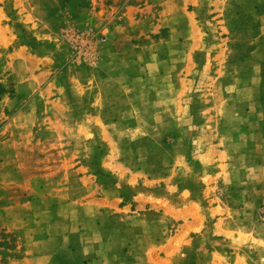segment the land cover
Segmentation results:
<instances>
[{"label": "rangeland", "instance_id": "1", "mask_svg": "<svg viewBox=\"0 0 264 264\" xmlns=\"http://www.w3.org/2000/svg\"><path fill=\"white\" fill-rule=\"evenodd\" d=\"M245 1L0 0V264H264Z\"/></svg>", "mask_w": 264, "mask_h": 264}, {"label": "crops", "instance_id": "2", "mask_svg": "<svg viewBox=\"0 0 264 264\" xmlns=\"http://www.w3.org/2000/svg\"><path fill=\"white\" fill-rule=\"evenodd\" d=\"M59 1V0H57ZM62 2H64V0H61ZM235 3V0H226V5H225V9H224V14H225V21L229 22V19L231 17L227 16V13L231 12V10H228V8H234L236 11L234 13H237V11L242 10L245 11V8L242 6V3L239 6H230L232 4ZM261 3H264V0H247L245 1V4L247 5L246 9L249 10L250 8L257 6ZM227 8V9H226ZM264 10V9H263ZM261 18L264 16V12H261L260 14H258ZM257 16V17H259ZM261 47L258 48V50H260ZM254 47L251 48L249 53H252L254 51Z\"/></svg>", "mask_w": 264, "mask_h": 264}, {"label": "trees", "instance_id": "3", "mask_svg": "<svg viewBox=\"0 0 264 264\" xmlns=\"http://www.w3.org/2000/svg\"><path fill=\"white\" fill-rule=\"evenodd\" d=\"M252 9H254V10H256L257 12H259V13H261V12H263L264 10V3H261V4H259V5H257V6H254V7H252ZM258 13V14H259ZM228 14V13H227Z\"/></svg>", "mask_w": 264, "mask_h": 264}, {"label": "built area", "instance_id": "4", "mask_svg": "<svg viewBox=\"0 0 264 264\" xmlns=\"http://www.w3.org/2000/svg\"><path fill=\"white\" fill-rule=\"evenodd\" d=\"M85 36H89L91 38L92 34L87 32Z\"/></svg>", "mask_w": 264, "mask_h": 264}]
</instances>
